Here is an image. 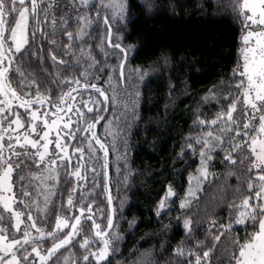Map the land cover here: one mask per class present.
Here are the masks:
<instances>
[{"label":"snow or ice","instance_id":"6c2138e0","mask_svg":"<svg viewBox=\"0 0 264 264\" xmlns=\"http://www.w3.org/2000/svg\"><path fill=\"white\" fill-rule=\"evenodd\" d=\"M143 6L151 13L155 4L153 0H143ZM228 7L241 22L239 57L227 82L221 79L202 97L205 103L216 101L219 111L211 119L196 111L193 127L200 131L185 138L179 153L181 157L188 152L195 156L198 151L200 161L195 174L189 176V188L180 209L189 208L200 186L208 182L209 176H215L209 172V164L226 145L222 163L232 169L228 175L235 176L238 182L233 192L242 199L228 205L227 223L212 218L207 229L210 236L197 241L192 248L186 249L185 244L193 236V220L183 219L185 238L172 252L181 264H211L210 257L222 244L227 264H264V0H231ZM127 10L126 0H100L95 4L93 0H67L64 4L59 0H0V264H111L110 256L121 237L116 230V209L109 188L108 151L95 129L104 119L99 113L107 111L109 105L115 106L116 95L114 92L109 97L105 89L91 80L92 74L100 69V61L92 55L93 48L80 47L79 56L73 49L90 35L86 28L90 30L102 23L104 34L96 48L103 53L105 61L112 56L118 60L117 65L102 70L109 73L108 83L111 84L117 72L121 83L129 79L126 72L136 73L143 81L147 73L142 67L129 68L137 46L125 45L124 36L115 34L118 28H126L135 19L128 18ZM102 11L105 15L101 21ZM73 24L78 26L75 32L68 30ZM38 35L42 42L49 36L62 35L68 41L62 44L64 54L74 59L69 64L58 59L54 51L49 53L48 58L57 68L52 82L68 89L56 100L52 99L50 89L41 92V81L23 71L26 62L22 58ZM54 46L55 40L49 41V47ZM34 59L44 62L42 50L28 57L29 61ZM168 59L163 57L165 64ZM59 69L78 70V76L60 79L65 71ZM223 88L227 92L218 94V89ZM174 90L175 86L170 85V92ZM84 92L91 93L88 100L83 99ZM89 114L95 115L91 122ZM110 123L105 125L106 130ZM81 132L88 141L87 149L71 147ZM93 141L105 155L102 170L107 204L104 208L94 199L98 187L96 176L92 180L93 190H89L87 183V173L96 172L94 166L89 167L84 161L86 151L89 157L95 155ZM61 170L67 177L66 187L73 177L76 180L68 190L66 203L63 195L59 207L47 195L42 202L39 196L33 199L30 190L33 182L55 180L58 185ZM47 190L52 192L51 188ZM176 195L169 184L156 204L158 218ZM53 211L54 224L51 223ZM180 220L181 217H176L177 224ZM135 223L130 221L129 226ZM238 227L244 229L242 237L231 235ZM209 238L212 247L201 255ZM78 240L76 252L61 262V253L75 248ZM134 264H147V261Z\"/></svg>","mask_w":264,"mask_h":264},{"label":"trees","instance_id":"16d2710c","mask_svg":"<svg viewBox=\"0 0 264 264\" xmlns=\"http://www.w3.org/2000/svg\"><path fill=\"white\" fill-rule=\"evenodd\" d=\"M59 2L64 4L67 0ZM126 2L128 18L135 19L126 28H118L115 34L124 36L125 45L137 46L138 50L133 53L134 58L129 61V68L140 66L147 75L139 86L136 118L125 136L121 157H115L113 149L107 144L108 138H104L100 133L103 120L95 129L98 138L109 150L110 192L114 199L113 207L116 209V230L121 237L115 244L116 251L110 256V260L111 264H134L141 261H147V264H181L172 252L185 238L183 219L187 217L193 220V236L189 238L190 242L185 244L186 249L192 248L197 241H205L206 236H210L207 229L212 218L227 223L228 205L233 200L239 203L242 199L234 195L233 190L238 182L235 176L228 175L232 169L222 163L226 145L224 150L214 155L209 164L208 170L215 176H209L208 182L202 184L189 208L183 211L180 209L189 176L196 171L199 157L198 151L195 156L188 152L186 156L181 157L179 153L185 145V138L195 136L200 131L193 127L196 111H201L209 119L219 111L216 101L209 100L205 103L202 97L213 85H218L221 79L227 82L236 66L238 50L241 47V22L228 7L231 0H153L155 7L151 13L143 6V0ZM94 13L95 8L91 11L93 18ZM104 15L105 12L101 13V21ZM77 27L73 24L68 30L75 32ZM101 28L102 23L91 28L84 43L81 45L77 42L73 49L76 56H79L80 47L93 48L92 55L100 61V69H97L92 77H99L96 81L100 87L104 83L102 78L109 76L108 71L102 70L118 64L114 56L105 61L103 53L96 48L104 34ZM52 40H55V46L50 48L49 41ZM66 43L68 41L62 35L49 36L48 40L43 42L42 37L38 35L36 42L22 58L26 62L23 71L42 82L41 92L50 89L53 100L68 89L58 87L52 82L57 68L48 56L54 51L58 59H64L69 64L74 63L72 57L64 54L62 44ZM39 50H42L44 62L41 63L40 59L29 61L30 54ZM165 56L169 58L167 64L163 60ZM77 76L78 70L69 69L60 79ZM170 85L175 86L174 91L170 92ZM227 90L218 89V94L223 95ZM105 112H100L104 118L107 116ZM92 119H95V115L89 114V122ZM87 143L81 132L71 147L83 146L87 149ZM93 144L95 155L89 157L86 151L84 161L88 162L89 167L94 166L96 172L87 173V183L89 190H93L95 186L92 180L96 176L98 187H95L97 194L94 199L99 207L104 208L107 204V194L103 192L102 170L105 155L99 145H95V141ZM72 163L73 166L76 165V162ZM66 182L67 177L61 170L59 183L57 185L56 181L53 182V190L49 195L56 207L61 203V195L66 203L68 190L76 183L75 177L67 183V187ZM37 184L38 181H34L30 189L33 199H36L33 190L38 187ZM169 184L177 195L171 199L167 209L158 218L155 214L156 204L164 196ZM42 195L43 192L39 196L41 202L44 199ZM55 215L53 211L52 224L55 222ZM176 217H181L179 224L176 223ZM133 220L136 223L130 227L129 222ZM104 224H107L106 217ZM215 234L217 233L211 235ZM237 234L242 237L244 229L234 228L231 235ZM79 243V240L76 241L75 248L62 252L60 261L70 253L76 252ZM211 247L209 238L200 254ZM210 259L211 264H217L220 260L227 264L223 244L215 250Z\"/></svg>","mask_w":264,"mask_h":264},{"label":"rangeland","instance_id":"374dc122","mask_svg":"<svg viewBox=\"0 0 264 264\" xmlns=\"http://www.w3.org/2000/svg\"><path fill=\"white\" fill-rule=\"evenodd\" d=\"M93 2L99 3L100 0H93ZM101 13H103V12H101ZM108 14L111 15L110 12H108ZM85 31L87 32V31H89V29L86 28ZM118 75H119L118 72L113 75V78L111 80V84L108 83L109 76L105 75L102 78L104 83H103V86H101V87L98 85V83H97L98 81H96V80H98V79H96L97 77L91 76L92 77L91 80L93 82L97 83L98 87L105 89L107 94L109 93V97H111L114 92L116 95L115 106L109 105L107 111L105 112V115H107V116L103 119L102 125H100V127H101L100 133L102 136H104V138H108L107 144L109 147H111V149H113V152L115 153V157H121V152H123L122 147L124 146V140L126 139L125 136L129 132V130L132 128V125H133L134 120L136 118V110L138 107V102H137L138 96L136 95V93L140 92L139 86L141 83V80L139 79L137 74L134 72H126V75L129 77V79H127V81L124 83L119 82V80L117 78ZM90 95H91L90 92H84L83 93V99L88 100ZM77 99L79 100L80 97L77 96ZM89 106L91 107L92 105L89 104ZM69 115H72V114L69 113ZM99 115H101V113H99ZM72 119L75 120L76 117L72 116ZM93 120L94 119H92L91 121H93ZM109 122H111L110 127L106 130L105 125L109 124ZM108 152H109V150H108ZM197 157H199V154L197 155ZM73 161L76 162L75 157H73ZM199 164H200V161L198 163V166H199ZM198 166L196 167V169L198 168ZM195 172L192 173L191 175H194ZM44 175L46 176L47 174L44 173ZM54 181L55 180H53L51 183H49L45 179L43 181V183H44L43 185H42V183H40V181H38V183H39V184H37L38 187L36 185L37 188L33 190L35 197L37 198V196H41L42 192H43V195H42L43 198L46 195L47 196L51 195L52 192H49L47 189L51 188L53 190L51 185L53 184ZM188 181H189V179H188ZM41 185H42L43 189H42ZM188 188H189V182H188L187 190H188Z\"/></svg>","mask_w":264,"mask_h":264},{"label":"water","instance_id":"95a60500","mask_svg":"<svg viewBox=\"0 0 264 264\" xmlns=\"http://www.w3.org/2000/svg\"><path fill=\"white\" fill-rule=\"evenodd\" d=\"M104 144V143H103ZM105 145V144H104ZM105 147H106V145H105ZM108 151V150H107ZM107 162H108V155H107ZM109 174V173H108ZM109 188H110V184H109Z\"/></svg>","mask_w":264,"mask_h":264}]
</instances>
